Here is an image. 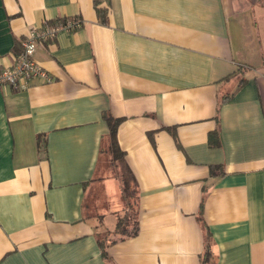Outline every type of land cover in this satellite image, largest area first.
Here are the masks:
<instances>
[{"label": "crops", "instance_id": "1", "mask_svg": "<svg viewBox=\"0 0 264 264\" xmlns=\"http://www.w3.org/2000/svg\"><path fill=\"white\" fill-rule=\"evenodd\" d=\"M61 18L50 79L0 84V264H203L208 238V264H264V0H0V68Z\"/></svg>", "mask_w": 264, "mask_h": 264}, {"label": "built area", "instance_id": "2", "mask_svg": "<svg viewBox=\"0 0 264 264\" xmlns=\"http://www.w3.org/2000/svg\"><path fill=\"white\" fill-rule=\"evenodd\" d=\"M82 25L80 18H67L56 24L44 23L30 29L22 43V50L12 66L0 68V84L11 85L16 89L27 88L31 79L41 76L49 80V74L39 65L34 55L41 42L53 40L61 30H77Z\"/></svg>", "mask_w": 264, "mask_h": 264}, {"label": "trees", "instance_id": "3", "mask_svg": "<svg viewBox=\"0 0 264 264\" xmlns=\"http://www.w3.org/2000/svg\"><path fill=\"white\" fill-rule=\"evenodd\" d=\"M99 14L102 16V21L104 23H108L107 18L104 16V12L101 9H98ZM67 18H61L58 20L54 21H48L47 23L49 24H56L58 22L64 21ZM245 78H242L240 81V86L244 83ZM236 90L233 93H227L226 95L223 96L224 99H230ZM106 121L109 126V134L107 138L105 139V145L107 144L108 146L106 147V150L109 154V160L111 163V167L113 169L115 177L120 181V186L122 190V198L125 203L126 208L128 211L131 210L133 203L136 205V212H137V181L136 178L130 169L127 161H126V153L121 149L119 142H118V135H117V130L118 126L121 123V118H116L113 117L110 114H106ZM134 199L135 202L132 200ZM136 218L137 219V213ZM129 214L122 217L119 216L118 222L116 225V229H121V227L124 226L127 220H129ZM103 241L104 239H100ZM206 250L204 253V256L202 258V263L203 264H208L211 261L212 257V252H211V241H209V238L206 239Z\"/></svg>", "mask_w": 264, "mask_h": 264}, {"label": "rangeland", "instance_id": "4", "mask_svg": "<svg viewBox=\"0 0 264 264\" xmlns=\"http://www.w3.org/2000/svg\"><path fill=\"white\" fill-rule=\"evenodd\" d=\"M261 25V24H260ZM259 30H257V29H255L254 27L253 28H251V29H249L248 30V32L249 33H251L250 35L252 36V35H254V33H257ZM260 32H261V29H260ZM108 145L106 144V145H104V149L106 150V147H107ZM106 152H107V150H106ZM106 156H107V158L109 159V154H108V152H107V154H106ZM114 198H115V195H114ZM118 200V199H117ZM134 202H135V200L134 199H132ZM123 206H124V211H123V213H122V217H124V216H126V215H128L129 214V220H127L126 221V223L125 224H128V223H130V222H133V221H135L136 219V214H135V212H136V205L133 203V205H132V208H131V210L130 211H128V209L126 208V206H125V203H124V201H123ZM108 221H109V223H115L116 222V217H109L108 218ZM124 224V225H125ZM132 225V224H131ZM122 228V227H121ZM130 228H132V227H130ZM100 235H101V238L102 239H104L105 240V238L107 237V235H106V233L103 231V230H100Z\"/></svg>", "mask_w": 264, "mask_h": 264}]
</instances>
